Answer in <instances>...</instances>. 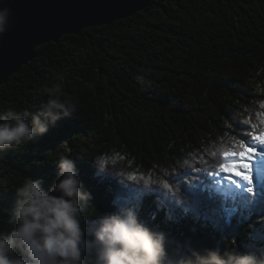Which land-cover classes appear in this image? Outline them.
I'll list each match as a JSON object with an SVG mask.
<instances>
[{
	"label": "trees",
	"instance_id": "16d2710c",
	"mask_svg": "<svg viewBox=\"0 0 264 264\" xmlns=\"http://www.w3.org/2000/svg\"><path fill=\"white\" fill-rule=\"evenodd\" d=\"M36 52L0 86V114L39 111L57 86L75 111L0 155V228L13 226L15 189L28 177L49 188L65 153L92 193L87 240L100 215L130 207L172 256L264 255V190L228 187L220 172L241 137L264 133V0H151Z\"/></svg>",
	"mask_w": 264,
	"mask_h": 264
},
{
	"label": "clouds",
	"instance_id": "9594fccd",
	"mask_svg": "<svg viewBox=\"0 0 264 264\" xmlns=\"http://www.w3.org/2000/svg\"><path fill=\"white\" fill-rule=\"evenodd\" d=\"M10 14V9L0 8V35ZM48 95L51 98L39 111L9 109L0 114V155L30 144L72 116L75 107L61 101L59 86ZM55 166L59 179L49 188L43 187L42 179L28 177L15 189V202L7 210L13 226L0 228V264H87L90 247L95 264H264V255L238 249H192L172 256L165 235L130 207L100 215L89 241L82 221L92 193L69 154H58Z\"/></svg>",
	"mask_w": 264,
	"mask_h": 264
},
{
	"label": "water",
	"instance_id": "95a60500",
	"mask_svg": "<svg viewBox=\"0 0 264 264\" xmlns=\"http://www.w3.org/2000/svg\"><path fill=\"white\" fill-rule=\"evenodd\" d=\"M150 1L0 0V8L11 12L6 31L0 35V86L38 55L39 46L131 17Z\"/></svg>",
	"mask_w": 264,
	"mask_h": 264
},
{
	"label": "snow or ice",
	"instance_id": "6c2138e0",
	"mask_svg": "<svg viewBox=\"0 0 264 264\" xmlns=\"http://www.w3.org/2000/svg\"><path fill=\"white\" fill-rule=\"evenodd\" d=\"M257 142L264 146V133L252 135L250 141L248 136L241 137L238 141L240 150L228 154L229 158L234 162L220 168V172L224 173L231 172L235 169V175L239 176L249 185V187L246 188V191L249 193L253 192V188L251 187L253 184V174H255L256 179L260 182L261 189L264 190V150L257 151L255 147ZM220 172L216 173V175H219ZM228 178L231 179V176H228ZM233 183H235V181H233ZM165 187H167V185H165ZM237 187H239V185H237Z\"/></svg>",
	"mask_w": 264,
	"mask_h": 264
},
{
	"label": "rangeland",
	"instance_id": "374dc122",
	"mask_svg": "<svg viewBox=\"0 0 264 264\" xmlns=\"http://www.w3.org/2000/svg\"><path fill=\"white\" fill-rule=\"evenodd\" d=\"M255 147H256L257 151L264 150V146H262L260 144H258ZM235 171L236 170L233 169L231 172L224 173V176L227 177V178H228V176H231V179L228 178L229 179L228 182H227L228 187H230L231 185L232 186L239 185V187H246V188L249 187V185L247 184L246 181L242 180L239 176L235 175ZM252 180H253V184L251 185L252 188H255V187H260L261 188L260 182L256 179L255 174L252 175ZM233 181H235V183H233Z\"/></svg>",
	"mask_w": 264,
	"mask_h": 264
}]
</instances>
